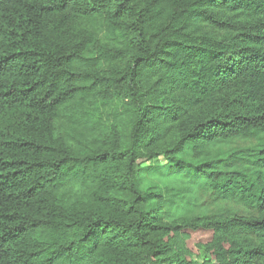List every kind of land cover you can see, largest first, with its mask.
<instances>
[{"label":"trees","instance_id":"1","mask_svg":"<svg viewBox=\"0 0 264 264\" xmlns=\"http://www.w3.org/2000/svg\"><path fill=\"white\" fill-rule=\"evenodd\" d=\"M0 264H264V0H0Z\"/></svg>","mask_w":264,"mask_h":264},{"label":"rangeland","instance_id":"2","mask_svg":"<svg viewBox=\"0 0 264 264\" xmlns=\"http://www.w3.org/2000/svg\"><path fill=\"white\" fill-rule=\"evenodd\" d=\"M208 238L207 233H196L194 234L191 239L189 240L188 247L191 250V253L193 256H198V258L201 260L204 258L203 251L200 249L197 245H204L206 244ZM197 246V247H196Z\"/></svg>","mask_w":264,"mask_h":264}]
</instances>
